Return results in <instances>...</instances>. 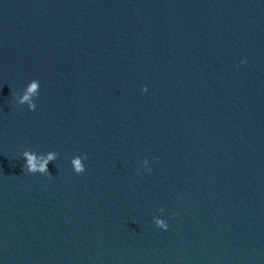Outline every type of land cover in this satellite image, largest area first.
<instances>
[{"label": "water", "instance_id": "95a60500", "mask_svg": "<svg viewBox=\"0 0 264 264\" xmlns=\"http://www.w3.org/2000/svg\"><path fill=\"white\" fill-rule=\"evenodd\" d=\"M0 264H264V0H0Z\"/></svg>", "mask_w": 264, "mask_h": 264}]
</instances>
